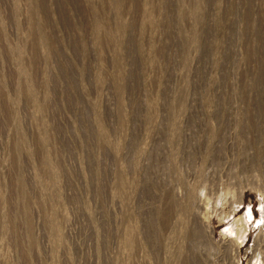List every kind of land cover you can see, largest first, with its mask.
Masks as SVG:
<instances>
[{"label": "rangeland", "instance_id": "1", "mask_svg": "<svg viewBox=\"0 0 264 264\" xmlns=\"http://www.w3.org/2000/svg\"><path fill=\"white\" fill-rule=\"evenodd\" d=\"M0 264H264V0H0Z\"/></svg>", "mask_w": 264, "mask_h": 264}]
</instances>
